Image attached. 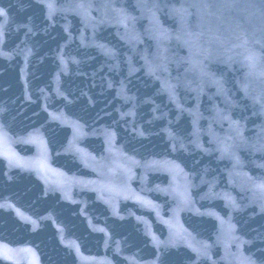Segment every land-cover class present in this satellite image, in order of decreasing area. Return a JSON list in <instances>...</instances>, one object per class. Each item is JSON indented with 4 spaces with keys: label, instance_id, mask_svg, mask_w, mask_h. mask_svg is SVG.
<instances>
[{
    "label": "water",
    "instance_id": "1",
    "mask_svg": "<svg viewBox=\"0 0 264 264\" xmlns=\"http://www.w3.org/2000/svg\"><path fill=\"white\" fill-rule=\"evenodd\" d=\"M0 264H264V0H0Z\"/></svg>",
    "mask_w": 264,
    "mask_h": 264
},
{
    "label": "snow or ice",
    "instance_id": "2",
    "mask_svg": "<svg viewBox=\"0 0 264 264\" xmlns=\"http://www.w3.org/2000/svg\"><path fill=\"white\" fill-rule=\"evenodd\" d=\"M249 59L251 60L252 58L250 57Z\"/></svg>",
    "mask_w": 264,
    "mask_h": 264
}]
</instances>
